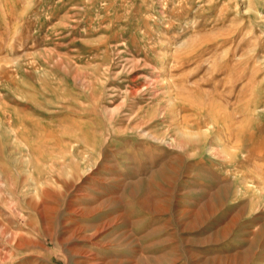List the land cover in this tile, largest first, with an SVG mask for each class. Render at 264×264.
I'll return each instance as SVG.
<instances>
[{"label": "rangeland", "instance_id": "1", "mask_svg": "<svg viewBox=\"0 0 264 264\" xmlns=\"http://www.w3.org/2000/svg\"><path fill=\"white\" fill-rule=\"evenodd\" d=\"M0 264H264V0H0Z\"/></svg>", "mask_w": 264, "mask_h": 264}]
</instances>
